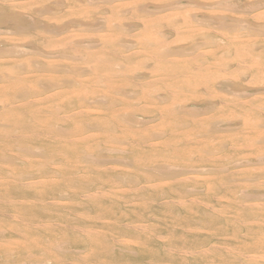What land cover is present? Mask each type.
<instances>
[{
	"label": "bare ground",
	"instance_id": "obj_1",
	"mask_svg": "<svg viewBox=\"0 0 264 264\" xmlns=\"http://www.w3.org/2000/svg\"><path fill=\"white\" fill-rule=\"evenodd\" d=\"M221 1L0 0V264H264V0Z\"/></svg>",
	"mask_w": 264,
	"mask_h": 264
},
{
	"label": "rangeland",
	"instance_id": "obj_2",
	"mask_svg": "<svg viewBox=\"0 0 264 264\" xmlns=\"http://www.w3.org/2000/svg\"><path fill=\"white\" fill-rule=\"evenodd\" d=\"M221 1V0H220ZM220 1H216V0H206V2L204 3L205 5L206 4H208L209 6H212L213 5V3H216V4H218V3H220ZM225 1V2H224ZM222 0L221 2L222 3H226V0ZM207 6V5H206ZM221 10H227V7L225 8H220ZM214 31H215V29H214ZM211 32L213 33V31L211 30ZM219 33H221L220 31H219ZM216 34V36L217 35H219L218 34V32H216L215 33ZM248 87H247V89L248 90H250V89H253V88H255L256 86L254 85V84H246ZM234 212V211H233ZM191 215H188V214H181V218H183V219H185V218H188V217H190ZM198 219L199 220H202V222H200V223H197V224H201V225H203V226H200V228H198V229H200V230H198V232L200 233V234H204L205 236H208V234L210 233V231H211V226L209 225V224H205V223H203V221H205L204 219H202V218H205L202 214H199L198 216ZM197 219V218H196ZM189 220V219H188ZM192 220V219H191ZM191 222V221H190ZM188 223V221L187 220H185L184 221V224L186 225ZM196 223V222H195ZM195 223L194 222H191V226H193V224L195 225ZM206 223H208L207 221H206ZM151 224H156V222L155 221H152L151 222ZM189 224V223H188ZM189 228V227H188ZM191 229H192V227H191ZM196 230V231H197ZM204 230V231H203ZM153 233V232H152ZM203 235V236H204ZM7 238H12L13 236H11V235H8L7 234V236H6ZM131 237V236H130ZM129 236H125V238H126V240L128 239V241L131 239ZM54 240L56 239V238H53ZM161 241L162 240H157V241H152V242H149V243H147V245H146V247L144 248V250H142V249H139V250H137L136 248H135V250H136V254H131V253H129L128 251H126L127 250V247H126V245L125 246H117V247H115V250H116V252L114 251V255L113 256H115L114 258H116L115 259V261H117V262H120L121 264H155V263H157V262H160L161 261V259L163 258V257H154V255H151V253H154V254H162L163 252V244L161 243ZM216 239L215 240H210V242H208V243H210V245L212 244V245H215V244H219V243H216ZM155 243V244H154ZM221 246V245H220ZM220 246H218L219 248H223V245H222V247H220ZM88 246H86V245H82V244H72V248H76V249H79V251H76V253H77V255H81V256H83V257H87V256H89V254H90V248H87ZM120 247V248H119ZM135 247V246H134ZM71 248V249H72ZM156 248V249H155ZM73 250V249H72ZM82 250V251H81ZM124 250V251H123ZM137 255V256H136ZM92 257H94V256H92ZM12 258L13 257H10L9 255H7L6 254V264H16V263H14L15 261H12ZM74 257H73V255H71V254H69V255H66V260H68V261H72V260H74L73 259ZM72 259V260H71ZM164 259V258H163ZM162 259V260H163ZM97 260H99V261H102V262H105L103 259H102V257H99ZM113 261V260H112ZM101 263V262H100ZM176 264V263H175ZM178 264H180V263H178Z\"/></svg>",
	"mask_w": 264,
	"mask_h": 264
}]
</instances>
